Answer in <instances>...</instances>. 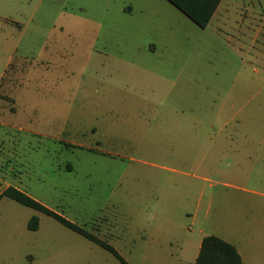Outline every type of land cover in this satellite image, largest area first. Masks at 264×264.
I'll return each instance as SVG.
<instances>
[{"label": "rangeland", "instance_id": "1", "mask_svg": "<svg viewBox=\"0 0 264 264\" xmlns=\"http://www.w3.org/2000/svg\"><path fill=\"white\" fill-rule=\"evenodd\" d=\"M220 8L202 28L167 0L0 2L18 22L0 85V264H121L7 186L128 264H193L204 235L264 264V0Z\"/></svg>", "mask_w": 264, "mask_h": 264}, {"label": "trees", "instance_id": "2", "mask_svg": "<svg viewBox=\"0 0 264 264\" xmlns=\"http://www.w3.org/2000/svg\"><path fill=\"white\" fill-rule=\"evenodd\" d=\"M185 16H187L191 21L200 27H205L210 18L212 17L216 7L221 0H167ZM1 195L8 196L17 202L31 207L33 209L39 210L54 217L61 224L65 225L69 229L79 233L85 238L95 242L102 248L106 249L112 253L121 264H128L117 250L111 246L106 241L92 235L87 232L79 225L73 223L72 221L66 219L57 212L51 210L45 205L36 201L24 191L14 187L7 186L1 192ZM28 227L31 230L37 228V218L32 217L29 220ZM193 264H241V257L236 247L218 236L215 235H205L201 238L198 253L195 257Z\"/></svg>", "mask_w": 264, "mask_h": 264}, {"label": "crops", "instance_id": "3", "mask_svg": "<svg viewBox=\"0 0 264 264\" xmlns=\"http://www.w3.org/2000/svg\"><path fill=\"white\" fill-rule=\"evenodd\" d=\"M221 1L219 2V4L216 7L212 17L210 18V20H211V19L216 17L218 24L222 22L221 21L222 9L220 8ZM0 2L4 3L5 7L8 9L7 11H10L12 9V7L14 6L15 0H0ZM223 14H224V12H223ZM210 20H209V22H210ZM17 27H18V22L16 20H14L9 13H7V12L1 13L0 12V44L2 46L1 52L3 53V57L1 58V62H0V85H1V82L3 80V77L5 76V72L7 70V67L11 63V61L13 60V56H14L16 49H17V44H18ZM201 238H200V241H201ZM200 241L197 244L198 249H199ZM198 249H197V252L194 256V260H195L197 253H198ZM236 249L240 254L241 264H243L244 260L242 258V254L238 250V248H236ZM194 260H193V262H194Z\"/></svg>", "mask_w": 264, "mask_h": 264}]
</instances>
